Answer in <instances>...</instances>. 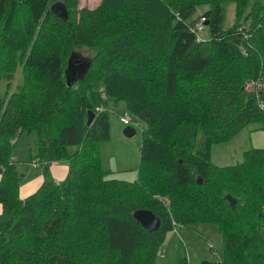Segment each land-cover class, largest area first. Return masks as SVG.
<instances>
[{
    "label": "trees",
    "instance_id": "16d2710c",
    "mask_svg": "<svg viewBox=\"0 0 264 264\" xmlns=\"http://www.w3.org/2000/svg\"><path fill=\"white\" fill-rule=\"evenodd\" d=\"M228 1L236 21L224 29ZM75 3L0 0V264H155L166 232L196 222L220 230L222 264H264V147L224 167L210 158L212 142L264 127V0L246 14L248 0H101L77 13ZM200 5L206 39L190 21ZM75 47L91 63L67 85ZM111 101L141 121L133 181L101 167ZM24 131L37 134L43 181L22 199L11 151ZM61 161L68 172L56 182L50 166ZM136 209L159 228H143Z\"/></svg>",
    "mask_w": 264,
    "mask_h": 264
},
{
    "label": "rangeland",
    "instance_id": "374dc122",
    "mask_svg": "<svg viewBox=\"0 0 264 264\" xmlns=\"http://www.w3.org/2000/svg\"><path fill=\"white\" fill-rule=\"evenodd\" d=\"M101 0H76L74 12L81 8H95ZM253 0H248L245 7V14L249 12ZM208 5L196 7L195 13L190 21L199 19L200 15L208 8ZM225 14L222 27H230L236 21V5L233 1L224 3ZM241 21L245 22V15ZM199 37H209V29L204 25L203 30L197 31ZM77 49V50H76ZM84 57H89L91 52L88 49L75 47ZM21 66L14 70V78L11 81L10 93L16 90L21 84ZM13 71V69H12ZM6 80L0 75V91L5 89ZM97 110V109H96ZM98 111V110H97ZM107 111L109 126V139L99 145L100 163L103 170L111 171L110 177L133 181L137 178L139 165V153L142 140L141 121L127 111L123 101H111ZM128 113L130 125L135 129L132 136L123 133L125 124L119 121V116ZM204 136L200 134L198 139L203 141ZM11 151V158L18 170L21 184H27L42 174V169L37 162L39 148L38 137L35 132L24 131L14 139ZM264 147V127L259 123L252 122L245 124L237 130L230 138L212 142L210 144L211 161L219 167L237 164L243 161L244 153L252 148ZM66 164V161H62ZM51 173V171H50ZM51 176L56 182L62 181ZM32 188L23 187L22 195L31 193ZM224 259L223 236L218 227L211 222H196L190 225L178 224L168 230L157 252L155 264H220Z\"/></svg>",
    "mask_w": 264,
    "mask_h": 264
},
{
    "label": "water",
    "instance_id": "95a60500",
    "mask_svg": "<svg viewBox=\"0 0 264 264\" xmlns=\"http://www.w3.org/2000/svg\"><path fill=\"white\" fill-rule=\"evenodd\" d=\"M59 15H65L64 11H59ZM205 25L208 24V22H204ZM91 63V60L88 58L82 57L77 52H72L68 58V63L65 69V75H66V82L67 85H70L71 83H74L77 78L85 72V70L89 67ZM94 117V112L89 111L86 124L89 125ZM123 133L126 136H132L135 133V129L131 127L130 125H126L123 129ZM202 180L200 178H197V182L200 183ZM229 200L231 206L234 208L236 199L232 198L230 196L227 197ZM132 217L134 220L139 223L143 228H145L148 231H155L160 226V218L156 216L151 210L149 209H136L132 213Z\"/></svg>",
    "mask_w": 264,
    "mask_h": 264
},
{
    "label": "crops",
    "instance_id": "0c3cea01",
    "mask_svg": "<svg viewBox=\"0 0 264 264\" xmlns=\"http://www.w3.org/2000/svg\"><path fill=\"white\" fill-rule=\"evenodd\" d=\"M50 171L55 178H58L61 180L65 179L67 172H68L67 162H66V164L62 163V161L58 162V163H56V162L53 163L50 166ZM42 181H43V173L41 175H39L36 179H34L32 182H29L27 184H21V186H19V197L23 199V198L29 196L30 194H32L33 192H35L37 190V188L40 186ZM23 187L32 188L33 191L27 195H22L21 192H22ZM1 211H2V207L0 205V213H1ZM220 264H222V263H220Z\"/></svg>",
    "mask_w": 264,
    "mask_h": 264
},
{
    "label": "built area",
    "instance_id": "2783aa9c",
    "mask_svg": "<svg viewBox=\"0 0 264 264\" xmlns=\"http://www.w3.org/2000/svg\"><path fill=\"white\" fill-rule=\"evenodd\" d=\"M205 18L204 17H200L197 24H196V31H201L203 29V24L205 22ZM98 111H100L101 109L100 108H97ZM119 120L121 123L125 124V125H128L130 124V118L128 116V113L125 112L124 114H121L119 116Z\"/></svg>",
    "mask_w": 264,
    "mask_h": 264
}]
</instances>
